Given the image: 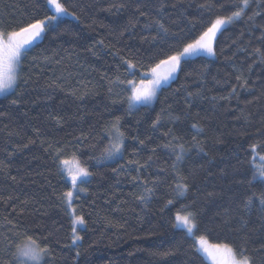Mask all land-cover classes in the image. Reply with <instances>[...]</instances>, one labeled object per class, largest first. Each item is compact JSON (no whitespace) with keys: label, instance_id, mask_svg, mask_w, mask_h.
<instances>
[{"label":"trees","instance_id":"trees-1","mask_svg":"<svg viewBox=\"0 0 264 264\" xmlns=\"http://www.w3.org/2000/svg\"><path fill=\"white\" fill-rule=\"evenodd\" d=\"M59 2L75 18L60 19L27 50L19 87L0 98V260L17 264L12 253L31 238L50 248V264H210L197 251L195 238L203 235L209 244L245 248L260 264L264 212L258 201L244 211L242 201L264 191L259 181L247 183L264 168V62L253 55L256 48L264 52V29L247 16L229 24L212 45L214 57L183 59L153 104L129 112L127 81L148 78L160 59L182 51L217 15L234 9L206 11L199 7L205 0H164L162 22L178 35L153 41L155 26L144 25L159 18L155 0ZM120 4L125 7H113ZM256 10L254 2L247 14ZM52 15L47 0H0L6 27ZM130 21L135 27L125 30ZM255 25H264V15ZM125 60L145 67L138 64L129 75ZM237 75L248 80L246 89ZM233 87L237 95L223 99ZM118 117L122 155L97 163ZM181 144L186 151L177 161ZM63 160L93 173L82 185L87 191L72 200L85 220L77 245L61 199L72 187ZM178 185H187L184 195ZM189 213L199 222L194 236L174 227L178 214ZM226 213L230 223L222 225Z\"/></svg>","mask_w":264,"mask_h":264},{"label":"snow or ice","instance_id":"snow-or-ice-1","mask_svg":"<svg viewBox=\"0 0 264 264\" xmlns=\"http://www.w3.org/2000/svg\"><path fill=\"white\" fill-rule=\"evenodd\" d=\"M155 2L159 4V9L157 11V16L159 18L153 19L148 24L144 25L146 28L155 26L157 34L152 37V40L155 41L159 38L161 41H164L167 37L177 36L178 33L171 32L165 23L162 22L163 16L161 15L160 10L165 7L164 0H155ZM254 2L257 5V10L253 11L251 15H248L247 10L251 8ZM47 4L54 8L56 15L46 16L44 19H37L33 22L27 23L26 25L21 24L17 28H10L0 24V95L7 94L9 92L14 93L15 89L19 87L20 72L22 71V58L26 56L27 49L31 47L33 43L53 25V22L56 21L59 16L70 14L64 4L59 2V0H47ZM113 7H118L119 9L125 7V5H113ZM172 7L175 8L176 5L173 4ZM199 7L206 11H211L214 8L218 11H224L228 8L234 10H232L229 15H217L211 23V26L203 31L198 39H195L190 43H186L182 51H179L174 55H167L166 58L160 59L159 63H156L154 67H151L150 72L153 79L149 80V86H143L142 78V87H134L132 95L127 97L129 112H131L137 104L145 106H150L152 104V102L156 99L157 90L164 84H167L168 81L180 71L182 57H194L201 52L211 56L216 55L212 46V41L215 39L216 34L220 32L224 26L232 24L233 22L247 16V20L253 22L255 27L264 29V25H255V18L257 16L264 15V0H205L204 3L199 5ZM137 12H139V15L141 16L147 15V13L142 11L140 7H137ZM172 22L176 23V21ZM189 24H191L192 27H195V23L192 21H189ZM129 27H135V24L130 21L125 30ZM261 39H264V31H262ZM253 55L257 56L261 62H264V52H262L260 48H256ZM124 64L127 66L129 75L133 76L136 75L138 64L140 67H145L143 62L134 63L132 60H125ZM161 66H167V71L163 75L158 72V69H160ZM249 70H251V65L249 66ZM146 75L147 73H145V77ZM236 80L238 81L239 88H247L248 80L243 78L242 75H237ZM127 82L129 84L134 83L131 80ZM121 83H123V81H121ZM109 91H111V89H109ZM193 95L194 94L191 92L188 93L189 97ZM233 95H237L236 87H233L229 96L223 97V99H229ZM16 102V100L12 101L13 104ZM113 103H116V101H113ZM248 103H251V101ZM158 122L159 117L157 118V121L154 122L153 126L155 127ZM192 127L197 129L198 132H203V128L198 127L197 124H193ZM107 131L110 137V143L109 146L101 153L100 157L97 158V163H101L106 159H114L117 155H122L124 133L119 130V117ZM193 141L196 142L197 145L200 144L199 141H196L195 136L193 137ZM140 143L143 144L144 142L140 141ZM179 149L180 151L176 156L177 161L183 159V155L186 151L182 144L179 145ZM200 150L203 151V148L201 147ZM61 163L67 164V161H61ZM69 175L73 190L64 192L61 199L63 200L66 208L70 209L74 194L76 198H78L79 193L87 191V189L82 185L88 183V178L92 176L93 173L86 167L78 166L73 172H70ZM256 181H259L261 185L264 186V168L255 170L251 179L248 180L247 183L251 186L253 182ZM178 188L180 190V195H184V193L188 190L187 185H178ZM147 191L150 192L151 190L148 189ZM209 195H211V193ZM140 199L144 200L145 197H140ZM257 201L259 202L260 210L264 212V191H261L259 195L255 192L247 195L242 201V209L244 211H249ZM169 203H171V201H169ZM72 211V223L74 225L72 228V245H77V242L81 241L82 237L77 234L75 225H84L85 220L83 216L75 215L74 209ZM230 219L231 217H229L226 213L225 218L221 221L222 225H228L230 223ZM177 220L179 223L174 225V227H184L187 229L189 234H194V229L199 227L196 213H189L187 216L183 217L178 216ZM241 221V227H243L244 224H246V221H243V217H241ZM198 243L200 248H198L197 251H202L213 261V264H256V260L253 256L245 254V248H237L232 243L222 242L209 244L203 235L198 238ZM256 252L261 254L260 264H264V244H262L260 249H257ZM75 255L76 258H79L81 255L80 251L77 250ZM163 255L167 256L169 253H164ZM51 256L52 254L50 248L37 244L31 238H29L23 248H17L16 252L12 253V257L17 261V264H50ZM238 256L239 258H237ZM0 264H12V261L0 260Z\"/></svg>","mask_w":264,"mask_h":264},{"label":"rangeland","instance_id":"rangeland-1","mask_svg":"<svg viewBox=\"0 0 264 264\" xmlns=\"http://www.w3.org/2000/svg\"><path fill=\"white\" fill-rule=\"evenodd\" d=\"M49 7H50V9H51V11H52V13H53V15H56V13H55V11H54V8L51 6V5H48ZM65 17H69V18H71V19H74L75 18V16L73 15V14H69V15H62V16H59L58 17V19L56 20V21H54L53 22V24H55L56 22H58L60 19H62V18H65ZM229 25V24H228ZM228 25H226V26H228ZM226 26H224L223 28H225ZM222 28V29H223ZM221 29V30H222ZM219 33L220 32H218L217 34H216V37H215V39L217 38V36L219 35ZM44 34V33H43ZM43 34L41 35V37L40 38H38L34 43H33V45L31 46V47H33L34 45H36L42 38H43ZM215 39L212 41V45H213V43H214V41H215ZM31 47H29L28 49H30ZM27 49V50H28ZM200 54H204V55H206V56H208V57H214V56H211V55H208V54H206V53H204V52H201ZM186 58H188V57H182V59H181V61L183 60V59H186ZM167 70L166 69H164V68H160V69H158V72L161 74V75H163L165 72H166ZM151 79H153V77H152V75H151V72L149 73V76H148V78H146V79H144L143 80V86H149V84H148V82H149V80H151ZM173 80V78L172 79H170L169 81H168V83L167 84H164L161 88H159L158 90H157V95H158V93H159V91L163 88V87H165V86H167V85H169L170 84V82ZM134 83L133 84H127V87H128V89L130 90V96L132 95V92H133V88L135 87V88H141L142 87V85H141V81H133ZM11 92H9V93H7V94H4V95H0V98L1 97H5V96H7V95H9ZM157 97V96H156ZM155 101V100H154ZM154 101L152 102V104L154 103ZM140 106H143L142 104H137L136 105V107L133 109V110H135V109H137V108H139ZM121 155H117L114 159H116V158H118V157H120ZM257 158H259V159H261L262 161H263V158H261V157H259V156H257ZM114 159H106L105 161L106 162H109V161H112V160H114ZM63 161H65V160H63ZM67 161V164H62L61 163V165L63 166L62 168H63V171L65 172V174L67 175L66 177L68 178V180L70 181V183H71V180H70V172H73L78 166L80 167V165L79 164H77L76 162H74L73 160H66ZM89 179V178H88ZM71 186H72V184H71ZM71 190H73L72 189V187H71ZM74 209V207H72L71 206V208H70V213H71V217H73V210ZM74 214L75 215H77L76 214V212H75V210H74ZM188 214H178L177 216H176V224H178L179 223V221L177 220V217L179 216V217H183V216H187ZM75 227H76V231H77V234H79L80 235V233H79V230L80 229H83L84 228V225H75ZM178 228H181V229H184L186 232H187V229L186 228H184V227H178ZM188 233V232H187ZM189 234V233H188ZM189 235H191V236H194V234H189ZM195 241H196V245H197V249L198 248H200V245H199V243H198V238H195ZM28 242V240H26V241H24L22 244H21V246H20V248H23L25 245H26V243ZM79 242V241H78ZM77 242V243H78ZM199 253L210 263V264H213V261L210 259V258H208L202 251H199Z\"/></svg>","mask_w":264,"mask_h":264}]
</instances>
